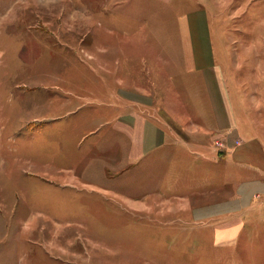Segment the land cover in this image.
<instances>
[{
  "label": "rangeland",
  "instance_id": "rangeland-1",
  "mask_svg": "<svg viewBox=\"0 0 264 264\" xmlns=\"http://www.w3.org/2000/svg\"><path fill=\"white\" fill-rule=\"evenodd\" d=\"M177 16L161 0H0V264H264V211L218 236L184 221L182 203L160 204L158 190L148 205L138 201L148 185L159 189L164 164L146 163L117 184L94 171V156L81 165L94 134L82 137L100 123L91 115L104 92L154 83L163 55L177 60ZM238 23L224 28L220 58L228 87L264 131V72L245 54V44L263 48L264 39L232 35ZM222 138L215 133L214 145ZM186 164L176 165L182 178ZM124 187L136 205L114 194Z\"/></svg>",
  "mask_w": 264,
  "mask_h": 264
},
{
  "label": "crops",
  "instance_id": "crops-1",
  "mask_svg": "<svg viewBox=\"0 0 264 264\" xmlns=\"http://www.w3.org/2000/svg\"><path fill=\"white\" fill-rule=\"evenodd\" d=\"M161 1L171 3L178 14L179 63L171 65L178 61L163 55L166 69L156 70L159 75L154 83H120L104 92L105 104H99L106 108L101 112L99 104H94L91 115L100 123L82 137L94 134L81 165L89 168L94 156L99 162L94 171L117 184L122 179L128 183L125 177L146 163L164 164L159 189L148 185L138 201L148 205L147 200L156 194L151 191L158 190L160 204L182 203L188 214L182 212L184 221L203 222L213 227L216 235L227 237L242 230L246 216L264 211V131L252 118L256 112L246 110L248 104L242 101L238 88L228 87L220 58L223 32L232 27L230 24H239L240 17L244 24L231 28L232 35L251 34L255 39L253 32H259L264 39V0ZM232 4L247 8L231 18L217 13ZM158 44L166 50L164 41ZM245 50L246 55L258 57L257 66L263 73L264 46L253 49L245 44ZM168 66L175 71L170 72ZM215 133L225 138L223 147L214 145ZM181 161L188 167L183 178L180 171L175 172ZM196 172L201 174L195 177L199 181L193 177ZM113 190L133 206L138 202L126 196V187Z\"/></svg>",
  "mask_w": 264,
  "mask_h": 264
},
{
  "label": "built area",
  "instance_id": "built-area-1",
  "mask_svg": "<svg viewBox=\"0 0 264 264\" xmlns=\"http://www.w3.org/2000/svg\"><path fill=\"white\" fill-rule=\"evenodd\" d=\"M225 138H222V140H220V141H217V143L220 145V146H224V144H225ZM237 142H239V141H237Z\"/></svg>",
  "mask_w": 264,
  "mask_h": 264
}]
</instances>
